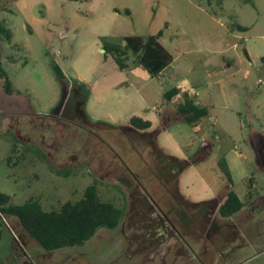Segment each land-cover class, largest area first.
Returning <instances> with one entry per match:
<instances>
[{
  "label": "rangeland",
  "instance_id": "rangeland-1",
  "mask_svg": "<svg viewBox=\"0 0 264 264\" xmlns=\"http://www.w3.org/2000/svg\"><path fill=\"white\" fill-rule=\"evenodd\" d=\"M0 25L13 34L2 55L12 93L0 77V191L50 210L98 182L123 209L117 228L54 251L0 211V264H161L137 248L135 210L231 189L246 205L222 219L215 248L192 236L194 250L167 263L264 264V0H0ZM160 31L174 61L156 76L132 53L124 69L106 53ZM186 94L209 110L196 125L177 109ZM134 115L152 126L133 127ZM167 157L182 163L177 180L163 176Z\"/></svg>",
  "mask_w": 264,
  "mask_h": 264
},
{
  "label": "trees",
  "instance_id": "trees-1",
  "mask_svg": "<svg viewBox=\"0 0 264 264\" xmlns=\"http://www.w3.org/2000/svg\"><path fill=\"white\" fill-rule=\"evenodd\" d=\"M242 30L245 27L239 26ZM163 32L144 37L141 35L125 36V44H109L106 53L110 52L119 65L124 69L129 66V54L137 56L138 61L149 72L156 76L174 61V55L161 43L159 38ZM12 32L0 25V77H7L6 89L12 93L11 80L4 67L2 55L3 41L12 39ZM264 61V57H262ZM60 75H64L56 67ZM180 89L174 87L165 93L171 100L179 93ZM180 114L185 116V122L196 125L203 117L209 114L205 106L197 104L188 94L177 107ZM128 123L135 128L144 130L152 126V121L140 116H132ZM228 180L233 181L230 170L224 169ZM12 196L0 191V211L16 216L28 235L36 240L44 249L54 251L64 247H74L85 244L91 239L99 228L115 229L123 218V209L111 201L104 200L100 195L98 182L89 185L84 196L77 200H68L60 208L47 210L40 199L29 198L22 204H12ZM245 201L233 189L229 190L227 198L221 206L222 216H232L245 206ZM4 230L0 227V243Z\"/></svg>",
  "mask_w": 264,
  "mask_h": 264
},
{
  "label": "flooded vegetation",
  "instance_id": "flooded-vegetation-1",
  "mask_svg": "<svg viewBox=\"0 0 264 264\" xmlns=\"http://www.w3.org/2000/svg\"><path fill=\"white\" fill-rule=\"evenodd\" d=\"M166 160L171 169L169 172L164 170L163 176L168 181L177 180L178 172L183 170L182 163L170 157ZM228 192L229 190L219 193L195 206L185 198L177 197L174 202L168 204L167 209L156 205L152 200L140 205L135 210V222L139 225V241L135 239L136 245L138 249L144 248L143 245L151 248L144 261H153L159 256L161 264H168L167 259L170 257L173 261L178 256L184 257L190 250H194L190 242L192 236L202 241L204 246L214 245L215 248V239L222 227V219H230L235 215L222 216L220 213Z\"/></svg>",
  "mask_w": 264,
  "mask_h": 264
},
{
  "label": "crops",
  "instance_id": "crops-1",
  "mask_svg": "<svg viewBox=\"0 0 264 264\" xmlns=\"http://www.w3.org/2000/svg\"><path fill=\"white\" fill-rule=\"evenodd\" d=\"M198 104V103H197ZM201 105V104H200ZM202 106V105H201ZM209 148H210V145H209Z\"/></svg>",
  "mask_w": 264,
  "mask_h": 264
},
{
  "label": "water",
  "instance_id": "water-1",
  "mask_svg": "<svg viewBox=\"0 0 264 264\" xmlns=\"http://www.w3.org/2000/svg\"><path fill=\"white\" fill-rule=\"evenodd\" d=\"M204 144H206V143H204Z\"/></svg>",
  "mask_w": 264,
  "mask_h": 264
}]
</instances>
